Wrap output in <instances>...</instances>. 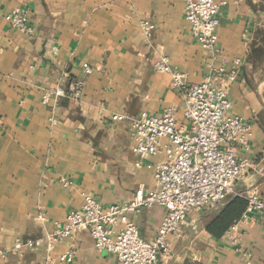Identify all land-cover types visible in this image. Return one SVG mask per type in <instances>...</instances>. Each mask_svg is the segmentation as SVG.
Returning a JSON list of instances; mask_svg holds the SVG:
<instances>
[{
  "label": "crops",
  "instance_id": "crops-1",
  "mask_svg": "<svg viewBox=\"0 0 264 264\" xmlns=\"http://www.w3.org/2000/svg\"><path fill=\"white\" fill-rule=\"evenodd\" d=\"M218 1L217 45L209 52L191 35L183 0H0V264H118L94 248L88 231L50 254L42 244L10 250L16 241H41L80 209L82 195L108 207L130 202L139 187L153 190L154 167L164 157L132 152L131 122L172 108L187 128L184 95L171 74L196 85L210 67L225 62L228 69L234 59L242 66L228 89V114L251 127L249 150L236 152L250 167L215 209L189 214L181 236L167 237L169 256L156 264H264L263 211L245 222L241 216L232 234L233 224L208 230L248 191L264 204V11L259 0ZM15 9L28 13L32 36L6 23ZM143 23L152 27L148 38ZM162 56L170 73L154 68ZM76 80H83L78 100L71 97ZM56 88L65 96L43 104ZM115 115L124 119L113 121ZM164 215L152 206L129 219L151 241ZM69 251L73 258L59 261Z\"/></svg>",
  "mask_w": 264,
  "mask_h": 264
},
{
  "label": "built area",
  "instance_id": "built-area-1",
  "mask_svg": "<svg viewBox=\"0 0 264 264\" xmlns=\"http://www.w3.org/2000/svg\"><path fill=\"white\" fill-rule=\"evenodd\" d=\"M183 2L184 17L192 37L204 50L214 52L219 11L224 3L218 0ZM4 19L20 33L26 36L34 34L25 10L15 9ZM151 28L142 24L147 38ZM241 66V59H234L228 69L225 62L218 68L210 67L205 79L191 86L186 83L184 74H171L172 87L184 95L183 118L189 125L187 128L176 121L172 108L157 116L142 114L131 122L132 152L142 158L159 154L164 157L154 167L153 190L145 194L143 187H139L130 202L108 207H103L89 195H82L80 209L71 211L63 223H54L53 231L45 234L41 241H16L10 251L19 253L42 244L50 254L64 239L88 231L94 248L114 255L118 264H156L159 256L168 257L167 237L181 236L191 212L211 211L221 204L226 196L233 193L234 183L250 167V161L239 158L236 152L249 150L251 127L240 117L228 114L231 109L228 89L236 80ZM154 68L158 73H170L164 56ZM85 72L89 74L90 69H85ZM82 87L83 80L73 82V99L80 98ZM64 96V91L56 88L44 95L43 104ZM123 119L119 115L112 117L113 121ZM242 197L247 203L240 219L242 222L254 211L264 212V204L254 191H248ZM152 206L163 208L165 215L155 237L145 241L129 216ZM238 225L237 222L233 224L231 234ZM73 256L74 252L69 251L60 256L59 261H70ZM0 258H5L4 252H0Z\"/></svg>",
  "mask_w": 264,
  "mask_h": 264
},
{
  "label": "trees",
  "instance_id": "trees-1",
  "mask_svg": "<svg viewBox=\"0 0 264 264\" xmlns=\"http://www.w3.org/2000/svg\"><path fill=\"white\" fill-rule=\"evenodd\" d=\"M259 1L261 2L264 11V0ZM246 205L247 203L245 200L241 198H234L208 228L209 232L216 233L217 230L223 231L229 225L236 223L245 211Z\"/></svg>",
  "mask_w": 264,
  "mask_h": 264
}]
</instances>
